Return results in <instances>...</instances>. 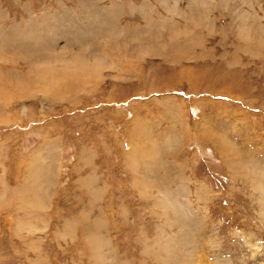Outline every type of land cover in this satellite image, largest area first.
<instances>
[{"label":"rangeland","instance_id":"374dc122","mask_svg":"<svg viewBox=\"0 0 264 264\" xmlns=\"http://www.w3.org/2000/svg\"><path fill=\"white\" fill-rule=\"evenodd\" d=\"M6 6L16 17L1 31L24 24L25 34L38 35L35 27L45 17L58 30L41 29L43 38L57 37V47L64 42L75 47L81 40L99 52L95 63L86 58V67L85 61L63 65L52 55L54 73L42 79L36 70L32 77L28 73L26 49L14 45L3 51L0 264H94L85 223L66 226L72 214L77 219L81 213L83 222L97 217L92 235L98 237V231L109 238L114 251L107 254L121 259L116 264L126 258L125 264H264L259 177L264 171V0H7ZM115 8L123 11L114 14ZM95 13L117 16L118 30L112 25L109 33L94 35V42L93 35L85 39L87 27L78 39L70 18L81 28L108 21L89 20ZM81 52L66 55L71 60ZM58 83L78 92L63 94L60 90L74 89L59 90ZM136 115L144 121L140 139L132 137ZM132 141L140 149L137 161L155 160L152 165L162 169L157 174L147 170L152 166L147 161L138 165L140 172L155 173V180L161 177L156 195L144 196L145 201L121 196L114 182L128 180L107 170L117 158L106 155V147L127 149ZM145 142L154 151L144 153ZM85 147L98 151L96 166L111 178L113 194L98 196L96 203L93 196H82L80 204L71 201L80 206L78 213L68 211L67 201L61 226H54L55 212L43 218L33 212L25 219L17 201L1 203L8 202L15 193L9 188L22 182L29 168V175L48 173L44 165L53 163L54 173L64 177L83 173L72 165Z\"/></svg>","mask_w":264,"mask_h":264},{"label":"crops","instance_id":"0c3cea01","mask_svg":"<svg viewBox=\"0 0 264 264\" xmlns=\"http://www.w3.org/2000/svg\"><path fill=\"white\" fill-rule=\"evenodd\" d=\"M6 2H7V0H0V25H1V27H2V24L5 23V21H7V20L10 21L11 18L16 17L15 15L12 14V12H14V11H11L12 8L9 6H6ZM29 7H30L29 11H31L32 6L30 5ZM108 15H105L104 18H110V16H108ZM95 16H96V13H95ZM100 17H102V16H100ZM30 18L28 15V17H25L24 19H30ZM88 18H93V17H88ZM74 19L70 18V27L71 28H74V26H75L74 21H76V20H74ZM20 21H22V18H20L18 20V22H16V20H15V24L20 23ZM78 67H79V65H77V68ZM132 122H133V120H132ZM143 123H144V121L143 120L140 121L138 115H136L135 121L133 122V127L136 128L135 129L136 133L132 137L135 136V137H138V139H140V136H142L144 129L143 128L141 129L139 126L143 125ZM139 124H141V125H139ZM131 132H133V130H131ZM149 133L152 134L151 131H149ZM205 133L207 135L209 134L208 131H206ZM224 137L228 140V138L226 136H224ZM133 142L134 141L131 142L133 145L130 146V144H129L128 145L129 148H127V149H125L123 147H118L116 149H112V147H110V146L109 147L107 145H106L107 147L105 146L106 148L109 149V150H107V149L105 150V154L106 155H112V156H115L117 158V160L113 164L108 163L109 166H108L107 170H109V171L116 170V172H122L123 173L122 177L124 179L128 180V182L125 185H122L119 182L118 183L114 182L116 185H118L120 187L119 188L117 186V189H120L119 192H120L121 196H124V195L125 196H129V195L133 196L134 195L135 197H142L141 199L145 201L144 196L150 197V196L156 195L155 186H160L161 177H158L157 180H155L156 179V177L154 175L155 173L151 174V173H146L145 171L140 172L141 168H139L138 165H140V164L144 165L145 161H147L149 163V166H151L153 161L151 163H150L149 159L137 161L135 158L140 155L139 154L140 149L138 148L136 143L135 142L133 143ZM144 146L147 148V149H144V153L154 151V148L152 146H148L147 142H145ZM79 151H80L78 153L79 157L77 156L79 159L77 161V157H76V161H74V164L72 165V169L80 170V171L85 170L83 173L79 174L77 172L78 174L74 173L72 176L64 177V175H62L60 173H56V172L54 173V164L53 163H48L46 165L42 164L45 167L49 168L50 172H48V173L29 175V171L31 169V168H29L27 170L28 172L24 176L22 182H20L19 184L15 185V186L10 185L11 187L9 189H11V188L15 189V193H13V194L10 193L8 195V197H7L8 202H1V203L2 204L9 203L10 205H13V202L17 201L16 205L23 206V210L25 212V213H23V215L24 214L26 215L25 219H27L29 216L32 217L33 212H40L41 214L39 213L38 215L41 218H43V216H44L43 214H45L46 212L47 213L48 212H55L56 213V218H55L56 221H54L55 222L54 226H61V224H59V220L63 221V215L61 212H62V210H64V211L66 210V208H65L66 206L64 204H67L68 203L67 201H70L68 203L70 206V207L68 206V211L78 213L79 210H77V209H80V206L73 204V202H71V201H75V199H76L78 204H80L82 196H87V197L93 196L90 201L95 202L98 199L97 197L102 196V194L103 195L107 194V196L110 194H113L114 188H113V182H112L111 178H109V177L107 178V177H105V175L103 176L100 168L98 166H96V164H97L96 163V157L98 156V151L95 148L93 149L90 147L89 148L85 147L84 149L81 148ZM135 152H137L138 154L131 155ZM82 154H83V156L89 157V161H86V160L82 161L81 160ZM244 155L247 156L246 159L248 160L249 159L248 158V152L245 153ZM132 159L134 160L133 162H132ZM158 162H160V159L158 160ZM235 162L236 161H233V164H235ZM153 163H155V160ZM239 164H241L240 161H239ZM152 166H154V167L152 168ZM152 166L149 167V169H147V170H152V172H156V173L159 172V170L160 171L162 170L160 167H158V165L157 166L152 165ZM45 167H44V169H46ZM164 169H165V166H164ZM56 171H58V170H56ZM160 174L161 173H159V175ZM125 175H126V177H125ZM153 176H154V178H153ZM172 178L177 179L178 177L175 175V176H172ZM64 180H66V181L64 182ZM143 180L144 181L146 180L145 184H144ZM157 181H159V183H157ZM155 182H156V184H155ZM120 184H121V186H120ZM173 184H175V183H173ZM115 191H116V189L114 190V192ZM77 197H78V199H77ZM67 198H70V199H67ZM86 200H89V199L87 198ZM122 204H126V203L124 201H122ZM61 205H63V208ZM81 215H82V213L80 214V216ZM80 216L77 219H75L76 216L72 214V216L69 217V223L66 226L69 227V229L71 230L72 227H74V225L70 224V223H73V222H75L77 224L85 223L84 229H83L84 233H85L84 238H85V243L87 245V253H88V256L91 259V261H93L94 264H102L103 262L104 263L110 262L111 264L120 263L121 259H118V257H117V259H116L117 262H116V261H114V257L112 254L111 255L107 254V253H109L108 252L109 248L112 251H114V248L111 247L110 240L107 236H104V234L97 231L96 234H98L99 236L97 235L98 237H93L92 233L95 232L94 229L96 228L95 227L96 225H94L93 223L95 222L97 217H95L94 219H89L86 222H83V220H82V218H80ZM104 224H105V219H104V223L103 222H102V224L99 223L98 228L100 229V226L101 225L104 226ZM64 232H68V231L64 230L63 233ZM142 239H144V237L141 235V240ZM124 258H126V257H124ZM126 262H127V258L122 261V264H125Z\"/></svg>","mask_w":264,"mask_h":264},{"label":"bare ground","instance_id":"6f19581e","mask_svg":"<svg viewBox=\"0 0 264 264\" xmlns=\"http://www.w3.org/2000/svg\"><path fill=\"white\" fill-rule=\"evenodd\" d=\"M116 9V8H115ZM109 11V10H108ZM123 10H121V9H116V11L114 12V14L115 13H118V14H120L121 12H122ZM107 13H109V12H107ZM100 14L101 13H97L96 14V16L93 18V19H90L89 18V20H92V21H94V22H96L97 21V19H98V21H103L104 19H108V21H106V22H104V25L103 24H101V23H97V24H93V23H90V25L89 26H85V27H83V28H81L80 26H77V24L75 23V22H77V21H79V20H76V21H74V23H75V26H74V29L72 30V31H75L76 32V34H75V36L78 38H80V34H78L79 32H81V31H84V30H82V29H85V28H87V27H90L89 28V34L85 37V39L86 38H88V37H90V36H92L93 35V38H94V35H97V34H102L103 32L102 31H105V32H107V33H109L110 31H108V29H110V28H112V25H114V28L116 29V30H118V26H117V24H115L114 22L116 21V18L113 20V18H114V14L112 15V17H110V18H102V17H100ZM115 17H117V16H115ZM63 19H64V17H63ZM43 20V23L39 26V27H35V30L38 32V35H36L35 33V36H34V34L33 35H31V34H25V32L26 33H28V29H27V31H26V28L24 29V27L25 26H23L22 24H19V26H22L21 28L18 26L17 28H13L12 30H9V31H1V29H0V31L2 32V33H0V53H2V55L0 56V62H2V61H4V59L2 58V57H4V53H3V51H5L6 50V48L7 47H12V46H17V45H19V46H21V47H23V49H26V52H24L27 56H28V59H27V61H29L30 63V66H31V68H30V72H28V73H30L31 74V77L32 76H34V71L36 70L37 72H38V74H39V76L42 78V77H44V76H48V75H50L49 73H51V74H53L54 73V68H53V66H52V64L51 63H53V61H55V62H60V63H63V65H68V64H70V63H75V64H78V63H81V61H85V67H86V65H88L87 63H88V60L89 61H91L92 63H95V61H96V59H97V57H98V52H99V50H96V49H94V48H92L91 49V47H90V45H84V44H81V40H78L77 42H78V44L77 45H75V47H72V46H67L66 45V43L64 42L62 45H60V47H57L56 46V42H57V37L55 38V39H53V40H50V39H48V37H44L43 38V36L46 34V32H41V29H47V28H51L50 27V25L54 28V30H58L57 29V27L56 26H53L50 22H48L47 20V18H43L42 19ZM50 20V19H49ZM65 21V20H64ZM68 21V20H67ZM97 21V22H98ZM40 24V23H39ZM82 24H83V22H82ZM56 25V24H55ZM111 26V27H110ZM178 25H176V27H177ZM1 27V26H0ZM16 27V26H15ZM27 28H30V27H28V26H26ZM34 28V27H33ZM179 28V27H178ZM32 29V28H31ZM52 29V28H51ZM180 29V28H179ZM51 31V30H50ZM53 31V30H52ZM112 31V30H111ZM123 31V30H122ZM41 32V33H40ZM59 32V34L61 35L62 34V31H58ZM140 32V31H139ZM139 32H136V33H139ZM30 33V32H29ZM83 33V32H82ZM39 34H40V36H39ZM124 35V34H123ZM141 35H143L142 33H141ZM48 36H50V34H48ZM57 36H58V38H61L58 34H57ZM63 37V36H62ZM78 38V39H79ZM72 40V39H71ZM91 40V38L88 40V41H90ZM107 40V39H106ZM92 41H94V42H98L97 41V39L96 38H94V39H92ZM115 42V41H114ZM40 43H42V45H43V43L46 45V49L45 48H43L42 49V45H39ZM69 45H71V44H69ZM49 46H50V48H51V51L49 50ZM53 46H55V48L53 47ZM138 46V45H137ZM177 48V47H176ZM11 49V48H10ZM21 49V48H20ZM19 49V50H20ZM81 50L82 52L81 53H77V54H75V55H73V58L71 59V60H68V57H67V53H69V54H73V53H76V51L77 50ZM115 49V48H114ZM13 50H15V49H13ZM22 50V49H21ZM16 51V50H15ZM17 51H18V49H17ZM16 51V52H17ZM24 51V50H23ZM37 51H40V53H42L43 54V61H41L40 60V57H38V54H37ZM159 51V50H158ZM21 53V52H20ZM25 55V56H26ZM52 55L54 56L53 58H52ZM100 55V54H99ZM180 56V55H179ZM24 57V56H23ZM51 58L53 59V61L51 60ZM88 60H87V59ZM104 58H105V55L103 56V57H101V59L102 60H104ZM108 58V57H107ZM15 59V58H14ZM36 59L37 60H39V61H36ZM84 59V60H83ZM5 60H7V61H9V59H5ZM98 60V59H97ZM6 61V62H7ZM18 61V60H17ZM24 61L26 62V60H25V58H24ZM14 63V62H13ZM18 63V62H17ZM82 64H84V63H82ZM74 65V64H73ZM13 66V65H12ZM74 67V66H73ZM84 67V68H85ZM15 68V67H14ZM16 69V68H15ZM14 69V70H15ZM1 70V69H0ZM3 70V69H2ZM10 70V69H9ZM12 70H13V68H12ZM4 71V70H3ZM6 72V71H5ZM15 73V78H17V73L16 72H14ZM1 74H3L1 71H0V75ZM5 75V74H4ZM66 75V74H65ZM6 76V75H5ZM5 76H4V78H5ZM10 76H12V75H10ZM26 77L25 78H28L29 77V74H26L25 75ZM37 76V75H36ZM53 76H56V75H53ZM56 77H58V76H56ZM1 79H2V77H0ZM46 78V77H45ZM52 78H54V77H52ZM10 79V78H9ZM30 79V78H29ZM43 79V78H42ZM75 79V78H74ZM2 80H4V79H2ZM56 80V79H55ZM64 80V79H63ZM7 81V80H6ZM59 81V80H58ZM62 81V80H61ZM7 83V82H6ZM57 83V82H56ZM46 84V83H45ZM7 85H8V83H7ZM2 86H3V84H2ZM21 86V85H20ZM55 86H56V84H55ZM82 88V87H81ZM58 89L60 90V89H63V90H65V91H71L72 89H74V86H73V88H71V89H68L66 86H64V84H60L59 85V83H58ZM63 94L65 93H74V94H76V92H78L76 89H74L72 92H63L62 90H60ZM5 92V90H3V92L2 91H0V94L1 93H4ZM13 93V92H12ZM52 94V93H51ZM50 94V95H51ZM62 94V95H63ZM65 96V95H64ZM1 97V96H0ZM2 100V99H1ZM245 162H248V161H246L245 160ZM245 162H241V164L243 165V164H248V163H250V162H248V163H245ZM255 162V161H254ZM258 165V164H257ZM238 166H239V164H238ZM241 167V166H240ZM239 167V168H240ZM245 167V166H244ZM244 167H241V168H244ZM256 167H258V166H255V168ZM248 168H249V164H248ZM257 169V168H256ZM256 171V170H255ZM50 172V171H49ZM263 172V173H262ZM261 173L262 174H260V176L259 177H261L260 178V181H263V183H264V171H262ZM257 173V172H256ZM259 174H257L256 175V178H257V176H258ZM257 180V179H256ZM261 183V182H260ZM259 183V184H260ZM259 187H261V186H259ZM261 189H262V191H263V193H264V188L263 187H261ZM97 224V223H96ZM192 224V223H191ZM194 225H196V224H194ZM191 226V227H190ZM189 227H190V233L191 234H189V235H193V225H190ZM197 226V225H196ZM170 256V255H169ZM225 264V263H224ZM229 264V263H228Z\"/></svg>","mask_w":264,"mask_h":264}]
</instances>
